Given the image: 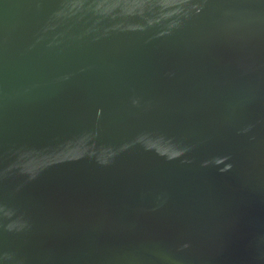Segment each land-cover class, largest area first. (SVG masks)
<instances>
[{
    "label": "water",
    "instance_id": "obj_1",
    "mask_svg": "<svg viewBox=\"0 0 264 264\" xmlns=\"http://www.w3.org/2000/svg\"><path fill=\"white\" fill-rule=\"evenodd\" d=\"M0 264H264V0H0Z\"/></svg>",
    "mask_w": 264,
    "mask_h": 264
}]
</instances>
